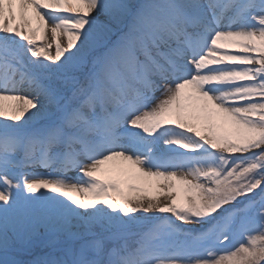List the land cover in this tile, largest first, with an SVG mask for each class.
<instances>
[{
	"label": "snow or ice",
	"instance_id": "6c2138e0",
	"mask_svg": "<svg viewBox=\"0 0 264 264\" xmlns=\"http://www.w3.org/2000/svg\"><path fill=\"white\" fill-rule=\"evenodd\" d=\"M0 264H264V0H0Z\"/></svg>",
	"mask_w": 264,
	"mask_h": 264
},
{
	"label": "bare ground",
	"instance_id": "6f19581e",
	"mask_svg": "<svg viewBox=\"0 0 264 264\" xmlns=\"http://www.w3.org/2000/svg\"><path fill=\"white\" fill-rule=\"evenodd\" d=\"M93 15H95V13H93ZM99 19H103V17H99ZM60 43L62 46H66V37H64L63 35H61L59 37ZM44 44H51L52 45V53L55 54V43L53 41L52 35H51V30L49 28L47 34H46V38L43 41ZM21 95H23V93H20ZM74 173V172H73ZM75 174V173H74ZM179 174V173H178ZM155 183L159 184L160 187H163V183L159 182V181H155ZM160 198L167 200V198L165 196H161Z\"/></svg>",
	"mask_w": 264,
	"mask_h": 264
},
{
	"label": "rangeland",
	"instance_id": "374dc122",
	"mask_svg": "<svg viewBox=\"0 0 264 264\" xmlns=\"http://www.w3.org/2000/svg\"><path fill=\"white\" fill-rule=\"evenodd\" d=\"M37 170H39V171H43V170H40V169H37ZM75 175V174H74ZM163 202H167V200H164V199H162V198H160ZM25 259H30V258H32V257H24Z\"/></svg>",
	"mask_w": 264,
	"mask_h": 264
}]
</instances>
